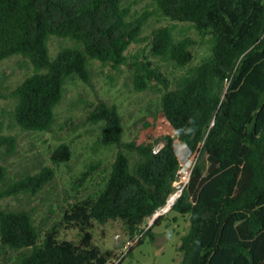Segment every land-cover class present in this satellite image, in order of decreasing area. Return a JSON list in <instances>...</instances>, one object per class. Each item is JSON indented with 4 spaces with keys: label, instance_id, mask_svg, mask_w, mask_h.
<instances>
[{
    "label": "trees",
    "instance_id": "1",
    "mask_svg": "<svg viewBox=\"0 0 264 264\" xmlns=\"http://www.w3.org/2000/svg\"><path fill=\"white\" fill-rule=\"evenodd\" d=\"M148 1L153 10L133 13L126 0H0V62L20 55L19 64L33 68L8 95L15 100L10 118L21 129L52 130L66 80L89 82L90 59L114 69L128 65L135 90L160 93L157 115L130 140L118 106L97 103L88 114L101 126L97 143L118 147L103 183L69 199L51 226L38 224L29 209L0 208V264L111 263L116 251L94 243L93 222L120 220L129 237L144 234L188 161L189 180L169 210L190 222L178 247L181 264H264V0ZM152 14L172 22L154 28L149 43L152 57L180 70L172 77L147 54L127 55ZM177 22L201 39L177 37ZM51 36L71 44L53 55ZM205 43L208 53L192 64L194 45ZM6 96L0 87V99ZM72 153L62 142L50 159L59 165ZM54 175L45 165L9 181L0 160V199L35 194ZM62 228L77 229L79 238H61Z\"/></svg>",
    "mask_w": 264,
    "mask_h": 264
},
{
    "label": "rangeland",
    "instance_id": "2",
    "mask_svg": "<svg viewBox=\"0 0 264 264\" xmlns=\"http://www.w3.org/2000/svg\"><path fill=\"white\" fill-rule=\"evenodd\" d=\"M126 3L133 13H140L146 8L153 10L148 0H126ZM171 23L163 16L152 14L144 26L142 40L132 43L127 55L130 57L137 53L147 54L160 63L170 77L179 74L180 70L175 69L172 63L160 61L149 52L152 30ZM175 34L177 37L189 35L198 41L201 39L189 23L177 22ZM68 44H71V40L58 36H51L49 39L53 55L61 46ZM193 51L195 58L192 64L208 53V43L194 45ZM22 60V56L13 55L0 62V87L7 95L0 99V160L8 167L9 181L26 173H35L45 165L53 166L55 175L35 194H19L0 199V208L29 209L38 224L51 226L61 219V209L67 206L69 199L75 196L84 198L97 191L117 154L116 145L102 147L97 143L101 126L89 121V112L101 100L110 105L116 104L125 128L124 140H130L138 136L139 125L146 117L157 115L160 93L151 89L135 90L133 71L128 65L114 69L111 65H102L99 60L90 59L89 82L78 77H69L66 80L65 96L56 107V121L52 130L28 131L15 124L9 114L15 104V100L8 96L9 93L33 72L30 64H19ZM62 142L71 145L72 158L54 165L50 153ZM89 167H92L89 178L80 181L81 172ZM189 225L186 216L174 210L169 211L163 219L153 225L151 232H145V228L141 241L130 248L124 245L133 237L126 234L120 220H109L106 223L94 221L92 233L94 243L101 248L115 249L113 264H181L182 255L178 247ZM60 237L77 240L79 233L77 229L62 228ZM119 249L124 251V255L117 260ZM1 261L2 258L0 263Z\"/></svg>",
    "mask_w": 264,
    "mask_h": 264
},
{
    "label": "built area",
    "instance_id": "3",
    "mask_svg": "<svg viewBox=\"0 0 264 264\" xmlns=\"http://www.w3.org/2000/svg\"><path fill=\"white\" fill-rule=\"evenodd\" d=\"M192 165H193V161H188L187 163H185L182 166V168L180 169V179H179V183H178L181 186L180 187L177 186L176 191L169 197V199L167 200L166 204L164 206H162L160 209H158L153 214V216L149 219L148 223L145 225V228H148L153 223V221L155 220V218L157 216H159L160 214H163V213H165V212L170 210V208H171V206L174 203V200L176 198L174 200H172V201H170V200H171L173 195H176V197L179 196V194L182 191L183 186L188 182L189 177H190V173H191ZM142 233L137 234L132 239H128L126 241V244L124 245V247L128 246L130 248L132 245H134L136 242H138L139 239L142 236ZM123 255H124V251H122V249H119V258L117 260H119L120 257L123 256ZM110 264H113V262H111Z\"/></svg>",
    "mask_w": 264,
    "mask_h": 264
},
{
    "label": "bare ground",
    "instance_id": "4",
    "mask_svg": "<svg viewBox=\"0 0 264 264\" xmlns=\"http://www.w3.org/2000/svg\"><path fill=\"white\" fill-rule=\"evenodd\" d=\"M175 198H176V195H173L170 201L174 200Z\"/></svg>",
    "mask_w": 264,
    "mask_h": 264
},
{
    "label": "water",
    "instance_id": "5",
    "mask_svg": "<svg viewBox=\"0 0 264 264\" xmlns=\"http://www.w3.org/2000/svg\"><path fill=\"white\" fill-rule=\"evenodd\" d=\"M177 186H178V187H180L181 185H180V184H178Z\"/></svg>",
    "mask_w": 264,
    "mask_h": 264
}]
</instances>
